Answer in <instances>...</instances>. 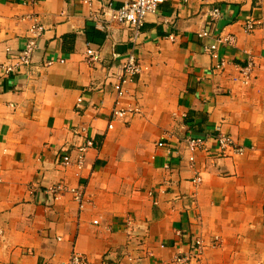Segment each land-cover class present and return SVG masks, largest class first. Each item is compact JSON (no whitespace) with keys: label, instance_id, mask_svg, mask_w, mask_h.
<instances>
[{"label":"crops","instance_id":"0c3cea01","mask_svg":"<svg viewBox=\"0 0 264 264\" xmlns=\"http://www.w3.org/2000/svg\"><path fill=\"white\" fill-rule=\"evenodd\" d=\"M108 2L0 0V264H61L72 254L128 264L127 251L143 250L138 264H166L197 237L202 264H264V0H165L137 36L108 23ZM211 8L216 23L204 16ZM30 17L44 35L30 67L7 74ZM250 21L259 24L246 34ZM204 29L234 36L219 49L232 64L225 73L203 53L212 41L197 38ZM130 54L140 74L117 97V65ZM249 61V84L234 82L233 66ZM114 107L126 115L111 120ZM218 134L247 151L220 154ZM77 190L95 209H80Z\"/></svg>","mask_w":264,"mask_h":264},{"label":"built area","instance_id":"2783aa9c","mask_svg":"<svg viewBox=\"0 0 264 264\" xmlns=\"http://www.w3.org/2000/svg\"><path fill=\"white\" fill-rule=\"evenodd\" d=\"M80 3L90 5L92 2L97 0H76ZM165 0H110L107 3L103 16L107 18L108 23H119L125 26H129L133 29L134 35L137 36L146 20L147 17L156 15L159 12V7L164 3ZM29 4H33L34 0H28ZM205 18L211 22L216 23L221 18V12L218 8H211L204 13ZM32 22V25L29 27L27 34L23 40L22 49L19 51L17 58L15 59L16 64L5 66L7 74H13L18 68H29L35 51L37 50V43L44 35V27L38 21L36 17L29 18ZM106 21V20H105ZM259 22L250 21L245 26L246 34L253 33ZM100 27H102L100 25ZM197 38L212 40L210 43L205 44L203 47V53L209 57V59L214 64L213 72L214 73H225L228 68L231 67V63L226 61L222 57L219 49L232 47L235 43L234 36L232 34L219 35L217 39H213V36L207 29L196 33ZM170 39H174L172 33L169 34ZM86 56L89 59L90 63H97L99 61V54L92 50L88 49L86 51ZM120 56L117 53H113L110 56L111 61L115 63L119 62ZM235 73L237 74L236 79H233L234 82H240L243 85H248L252 73V63L249 61L245 67L233 66ZM117 70L120 72L121 77L118 79L116 84H114V91L117 94V97H120L123 94V86L131 81H134L138 78L140 74L139 64L133 54L127 56L124 63L117 65ZM127 111L118 109L114 107L111 112V120L122 118L126 115ZM133 113L139 115V107H135ZM110 128V126H109ZM170 136L172 134H169ZM217 143V148L220 151V154H226L228 152H233L236 154H242L247 151L246 148L239 147L236 145V142L228 135L218 134L214 139ZM186 144L193 150H204L206 151V142L202 138H186L184 140ZM90 146V143H88ZM159 147H162V144H158ZM85 148H80V155L78 157V166H81L84 162L83 154L85 153ZM189 165L193 167L194 157L190 156L188 158ZM70 164L69 157L62 158L60 165L67 166ZM196 184H200V177H196L193 181ZM76 201L79 204L80 209L82 208L83 203H88L91 207V210L95 209V206L91 204L90 196L85 191H72ZM97 221L93 222V225L96 226ZM111 229V228H108ZM176 235H179V232L176 231ZM142 248V243L139 244ZM212 248H218L220 246L219 237H214L212 239L211 245ZM206 245L201 237L194 238L191 242L190 249L187 253H180L168 261L166 264H202L204 258V251ZM144 251V250H143ZM126 252L123 255L122 260L126 261L128 264H138L143 260L142 253ZM61 264H90L87 257L79 254H72L68 261L62 262ZM117 264V263H116Z\"/></svg>","mask_w":264,"mask_h":264}]
</instances>
